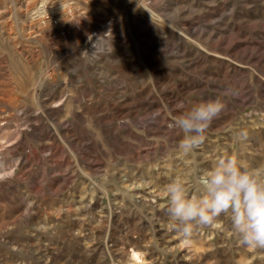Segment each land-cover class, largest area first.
I'll return each instance as SVG.
<instances>
[{"label":"rangeland","instance_id":"obj_1","mask_svg":"<svg viewBox=\"0 0 264 264\" xmlns=\"http://www.w3.org/2000/svg\"><path fill=\"white\" fill-rule=\"evenodd\" d=\"M231 154L264 168V0H0V264H264L229 214L185 242L166 212Z\"/></svg>","mask_w":264,"mask_h":264},{"label":"clouds","instance_id":"obj_2","mask_svg":"<svg viewBox=\"0 0 264 264\" xmlns=\"http://www.w3.org/2000/svg\"><path fill=\"white\" fill-rule=\"evenodd\" d=\"M225 104L220 99L196 103L179 115L173 127L183 133L178 149L188 155L205 140V133ZM241 140L247 132L237 133ZM13 165L0 160V181L11 179ZM195 188L182 177L166 186L167 215L180 238L188 242L198 227H211L229 214L231 230L242 246L264 249V168L243 161L237 154L222 156L198 174Z\"/></svg>","mask_w":264,"mask_h":264}]
</instances>
